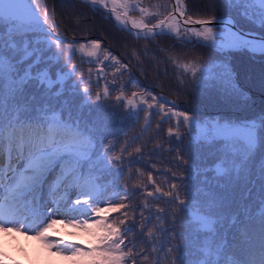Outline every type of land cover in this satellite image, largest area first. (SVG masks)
<instances>
[{
  "label": "snow or ice",
  "instance_id": "6c2138e0",
  "mask_svg": "<svg viewBox=\"0 0 264 264\" xmlns=\"http://www.w3.org/2000/svg\"><path fill=\"white\" fill-rule=\"evenodd\" d=\"M77 2L101 13L102 18L105 13L109 20L114 18L118 30L136 40L169 36L183 47L216 52L224 58L220 64L185 66L193 85L197 80L201 88L218 84L246 102L252 99L228 57L246 53L264 58V0H214L208 15L190 14L185 0H166L158 12H150L143 0ZM221 10L222 15L218 14ZM237 16L251 27H237ZM55 17V8L50 15L47 3L41 4V0H0V234L29 235L53 257L63 256L69 264H162L169 258L171 264H264V243L258 256L244 247L255 220H259L264 241V184L257 211L244 205L231 217V226L239 225L242 230L233 247L221 231L227 211L224 198L207 194L194 204L204 190L196 191L190 183L197 170L191 145L197 140L222 147L219 162L211 169L215 179H239L255 152L264 148V112L239 121L198 119L176 100L169 101L139 85L129 66L135 54L126 64L98 40L61 38L63 21L57 22ZM68 30L77 31L71 24ZM77 54L81 64L86 57L89 64L104 65L96 71L99 79L111 75L94 97L89 87L93 68L88 69L87 78L81 71L78 82H71L77 77L73 63ZM61 60L63 68L53 75L50 65ZM109 64L111 69L105 73ZM180 75L187 79L184 72ZM108 85L116 93L114 97ZM180 94H186L184 87ZM110 97L125 110L128 120L139 123L143 113L141 134L129 137L119 149L115 133H105L85 119L92 104L102 105ZM157 117L156 137L169 125L168 151L172 156L171 150L176 149L172 156L176 163L164 170L163 180L159 169L155 175L149 171L146 182L141 179L132 184L139 191L128 192L131 169L143 161L147 148V143L137 141ZM185 133L190 138L187 144ZM162 147L157 143L149 155H156ZM152 167H156L155 161ZM136 172L145 176L140 168ZM260 175L264 177V165ZM138 195L142 206L134 201ZM194 207L197 211L193 213ZM241 215L247 222L240 221ZM68 229L87 237V244L65 239ZM192 229L205 239L189 258L186 234ZM0 264H8L2 254Z\"/></svg>",
  "mask_w": 264,
  "mask_h": 264
},
{
  "label": "trees",
  "instance_id": "16d2710c",
  "mask_svg": "<svg viewBox=\"0 0 264 264\" xmlns=\"http://www.w3.org/2000/svg\"><path fill=\"white\" fill-rule=\"evenodd\" d=\"M165 2L166 0H143L144 5L149 8L150 12L162 11L159 5ZM213 2L214 0H185L190 14L196 13L198 15L211 14L213 11ZM44 3H47L50 9V15L51 9L55 8V19L57 22L63 21L62 27L59 29L61 38L66 37L69 40L76 39L79 42H84L85 38L89 41L98 40L101 42L102 48L110 50L126 64L129 63V58L135 54V58L131 60L129 66L132 76L139 82V85L152 88L154 93L166 97L169 101L176 100L180 108L187 110L190 115H194L198 119L205 122L212 120L239 121L253 118L261 112H264V87L261 86L262 77H264V58L259 56L250 57L246 53H237L228 57L241 74V85L247 89L252 98L246 102L242 97L226 93L218 84L211 88L207 85L201 88L199 80H197L195 85H193L191 73L185 69V66H188V69H190L196 63L200 65L222 63L224 58L220 57L214 51L204 48L183 47L182 42L169 36L157 37L155 40H136L133 36H129L125 32L118 30L119 26L116 25L114 18L109 20L106 13L103 14L102 18L101 13L90 11L88 7L83 3L77 2V0H41V4ZM76 13H83L84 15H77ZM218 14L222 15L223 10ZM229 15L236 14L229 11ZM237 21L240 27L245 29L251 27L244 19L238 16ZM69 24H71V29H76L77 31H65ZM80 60L81 57L77 54L73 60V63L77 65V77L72 78L75 79L73 83L78 82V76L81 71H83L87 78L88 69L90 67L93 68V77L89 87L94 97L95 93L102 89V86H106V81L112 79L111 75H105L104 79H99L96 76V71L98 67H103L104 65L97 66L95 64H89L86 57L84 58L85 62L83 64L80 63ZM107 63L105 62V64ZM62 66V60L58 65H50L53 75ZM110 69L111 65L109 64L108 68L105 69V73H108ZM181 72L185 73L187 79L180 75ZM145 75L147 76V80H145ZM127 78L126 75L124 79L127 80ZM181 81H183V85H181ZM153 82H156V87L154 88ZM108 87L114 97L116 93L112 91L111 85H108ZM180 87H184L186 94H180ZM131 89L132 86L129 85L128 90L131 91ZM189 96L191 97L190 100L188 99ZM76 102L79 103V100L77 99ZM90 108L91 114L88 115L86 110L85 119L90 124L95 123L96 127L105 133H115L119 137L118 141H114L117 149L129 137H135L141 134V127L144 125L143 113H141L139 123L128 120L125 110L118 107L117 103L111 97L102 105L92 104ZM158 119V117L153 118V127L147 133H144L142 140L137 141V144L147 143V148L144 150L143 161L136 163L131 169L128 192H138L139 190L132 188V184L138 183L141 179L146 182V176L149 171H152L155 175L157 169H159L161 173L159 179L163 180L165 178L164 170L170 164L174 166L176 163L172 159L176 149L173 148L171 150L172 156H169L168 151L169 144L167 141L169 138L166 135V129L169 125L165 124L163 126L164 131L160 136L156 137L155 124ZM181 130L184 131L183 128ZM192 135L196 136L197 133H193ZM153 137L156 138L153 139ZM108 138L113 139V136H109ZM189 139V136L185 133V144L189 142ZM149 140H151V143H148ZM157 143L162 144L163 147L156 155H149V153L155 150ZM135 146L132 145L133 148ZM221 152L222 147L220 145L209 146L199 143L198 140L194 142L191 145V154L196 161L197 170L191 174L192 179L190 183L194 190H204L200 192L194 204H198L200 199H203L207 194H215L218 197L224 198L227 211L222 220L221 231L225 234L227 242H232L233 247H235V242L240 240L242 230L239 225L237 227L231 226V217L234 213L240 211L244 205H247L252 212L257 211L261 195V185L264 184V177L260 175L261 165H264V148L255 152L246 170L241 173L239 179H233L230 182L215 179V173L211 171L219 162L218 157L221 155ZM153 161L156 164L155 168L152 167ZM137 168H140L145 173L144 177L138 176L136 172ZM125 175H129V173L125 171ZM248 192L251 194L245 199V195ZM134 201L142 206V200L139 195L134 198ZM192 211L193 213L196 212L197 208L194 207ZM178 219L183 223V216H180ZM240 221L247 222V217L241 215ZM165 227H170V225L166 224ZM177 231L184 232V229L177 228ZM65 233L70 237H77L79 235L71 229L66 230ZM249 233L250 235L244 247L246 250L251 249L258 256L261 245L264 243L262 241L259 220H255L249 226ZM186 235L190 245L188 255L191 258L195 255L196 246L202 244L205 237L202 234L198 236L195 229L190 230ZM27 236L30 237L29 235ZM38 242L42 245L40 241ZM179 243L183 245L184 240L181 239ZM44 247L46 248V246ZM48 254L51 259L55 258L49 251ZM60 257L64 259L63 256ZM18 263L23 264L22 262ZM162 264H171V258L167 261H162Z\"/></svg>",
  "mask_w": 264,
  "mask_h": 264
},
{
  "label": "rangeland",
  "instance_id": "374dc122",
  "mask_svg": "<svg viewBox=\"0 0 264 264\" xmlns=\"http://www.w3.org/2000/svg\"><path fill=\"white\" fill-rule=\"evenodd\" d=\"M61 68H63V66ZM60 69L56 70L54 75ZM66 70L67 69H65V71ZM74 80L75 79H72L71 82L73 83ZM104 87L105 86H102L100 91H103ZM64 234L65 239H76L87 244V237L83 235L79 234L77 237H70L67 233ZM36 242L38 245H40L37 240L28 236L25 237L23 234H0V254H2L8 261V264H19L18 262H22L23 264H69L67 260L61 257H55L51 259L48 254V250L44 246L40 245L41 248L46 252L45 256L42 257L36 252Z\"/></svg>",
  "mask_w": 264,
  "mask_h": 264
},
{
  "label": "bare ground",
  "instance_id": "6f19581e",
  "mask_svg": "<svg viewBox=\"0 0 264 264\" xmlns=\"http://www.w3.org/2000/svg\"><path fill=\"white\" fill-rule=\"evenodd\" d=\"M35 249H36V252L39 253L42 257L45 256V254H46L45 250H43V249L41 248V246L38 245L37 242H36Z\"/></svg>",
  "mask_w": 264,
  "mask_h": 264
},
{
  "label": "water",
  "instance_id": "95a60500",
  "mask_svg": "<svg viewBox=\"0 0 264 264\" xmlns=\"http://www.w3.org/2000/svg\"><path fill=\"white\" fill-rule=\"evenodd\" d=\"M237 27H239L238 24H237Z\"/></svg>",
  "mask_w": 264,
  "mask_h": 264
}]
</instances>
